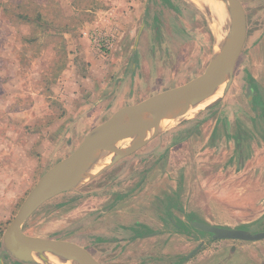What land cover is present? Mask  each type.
Instances as JSON below:
<instances>
[{
    "label": "rangeland",
    "instance_id": "obj_1",
    "mask_svg": "<svg viewBox=\"0 0 264 264\" xmlns=\"http://www.w3.org/2000/svg\"><path fill=\"white\" fill-rule=\"evenodd\" d=\"M243 4L247 38L227 93L45 202L23 234L75 243L101 264H214L215 256L185 257L199 243L189 233L209 235L190 226L191 215L264 231V0ZM216 23L230 19L220 23L193 0H0V255L8 264L18 260L4 231L45 171L118 109L203 74L216 57ZM94 32L112 36L113 49H97ZM234 243L254 247L234 260L237 246L218 247L219 262L264 264V239Z\"/></svg>",
    "mask_w": 264,
    "mask_h": 264
},
{
    "label": "water",
    "instance_id": "obj_2",
    "mask_svg": "<svg viewBox=\"0 0 264 264\" xmlns=\"http://www.w3.org/2000/svg\"><path fill=\"white\" fill-rule=\"evenodd\" d=\"M193 1L222 24L226 18L230 19L229 34L222 48L223 57L216 61L214 55L203 74L179 87L159 92L136 104L118 109L88 134L72 153L50 167L29 191L4 231L3 244L16 259L37 262L47 257L64 255L72 256L78 264H101L89 250L75 243L34 239L23 234L21 228L41 205L72 188V178L85 175L94 177L162 133L168 125V118L187 108L198 93L206 90H212L213 95L219 96L227 93L246 38L243 9L238 0H221L224 2V13L218 16L204 0ZM210 106L207 104L204 107L207 109ZM135 126H141L143 130L132 143L124 149L116 147L115 145ZM105 157H110V161L105 164L104 169L91 170L85 166L86 160L90 158ZM190 223L193 227L210 233L214 239H264V231L253 232L245 228L215 225L199 220H191Z\"/></svg>",
    "mask_w": 264,
    "mask_h": 264
},
{
    "label": "bare ground",
    "instance_id": "obj_3",
    "mask_svg": "<svg viewBox=\"0 0 264 264\" xmlns=\"http://www.w3.org/2000/svg\"><path fill=\"white\" fill-rule=\"evenodd\" d=\"M204 1L206 2L207 5H209L210 9L213 12H215L218 16H221L224 13V2L223 1H221V0H204ZM220 25L218 23H216L215 27H214L215 28V32H217V30H218L224 36L223 42L221 41L220 49L217 50V53H216V57H215L216 61H219L223 57V49L222 48L224 46L225 41L227 40V37H228V34H229V28H230V25H227V24H224V25H221V26ZM218 97H219V95H216V94L213 95L212 94V90H206V91H202V92L198 93L187 108H185L182 112L177 113L176 115H173V116L168 118V124H170L171 122H175V120L177 119V115L187 116V110L188 109L193 110L192 113H194L201 106L202 107L206 106L208 103L213 102ZM142 130H143V128L141 126L133 127L127 133V135L122 140H120L115 146L120 148V146L124 145L121 148V149H124L125 147L129 146L132 143L134 138ZM104 164H105V162H104V159H102V158H90V159L86 160V162H85V166L88 169H91V170H98V169L102 168L104 166ZM84 179H85V177H81V176L74 177L71 180V185L73 187H75L76 185H78ZM47 258H50V257H47ZM61 262H63V263H71V264H78V263H76V261L74 260V258L72 256H64V255H61L52 264L61 263Z\"/></svg>",
    "mask_w": 264,
    "mask_h": 264
},
{
    "label": "crops",
    "instance_id": "obj_4",
    "mask_svg": "<svg viewBox=\"0 0 264 264\" xmlns=\"http://www.w3.org/2000/svg\"><path fill=\"white\" fill-rule=\"evenodd\" d=\"M238 1L241 4V7H242L243 12H244V16H245V21H246L245 7H244L243 2L244 1H246V2H249V1L254 2V0H238ZM246 25H247V23H246ZM216 34H217V38H218L217 42H216V44H217L216 51H217V50L220 49L221 41L223 42L224 36L218 30H217ZM246 38H247V26H246ZM246 38H245V41H246ZM9 184H10V182H8V185ZM188 214L191 215L193 213L190 212ZM207 223H210V222H207ZM210 224H212V223H210ZM215 225L224 226V224H221V223L220 224H215ZM197 230H199L200 233L204 234V232H202V230H200V229H197ZM185 235L188 237L187 234H185ZM189 235H190L189 236L190 239H195V241L199 242L198 246H197L198 249L195 248V249H197L195 252H194L195 249H193L192 247H190V249L187 251L188 253L185 255V257H187L189 259V261H190V259L192 260L196 255H197V257L199 256L200 258H203V259H200V260H204L205 258L206 259H210L211 257L215 256V257H217L218 260L214 264H223L222 262H219L220 259H221V258H219L220 257L219 256V254H220L219 249L221 250V248L223 249L224 247L237 246L236 249H234L235 251H233V256H232L233 259L231 258L232 260H234V258L236 257L235 253H237V252H247L248 248L254 247L253 245H249V244L240 245L238 243H234V241H241V240L214 239L212 237V235H210V234L209 235H198L197 236L196 234L191 232V233H189ZM245 242H248V241H245ZM191 243H192V240H191ZM218 247H220V248L218 249ZM232 250L233 249L230 248L229 251H232ZM1 254L2 255H0V264H8L7 261L9 260V257H7V252L3 251ZM16 260H18V259H16ZM17 262H19V263H17ZM25 263H27V262L20 261V260L15 261V264H25Z\"/></svg>",
    "mask_w": 264,
    "mask_h": 264
},
{
    "label": "built area",
    "instance_id": "obj_5",
    "mask_svg": "<svg viewBox=\"0 0 264 264\" xmlns=\"http://www.w3.org/2000/svg\"><path fill=\"white\" fill-rule=\"evenodd\" d=\"M91 42L100 51H110L114 47L113 37L101 32H94L90 36Z\"/></svg>",
    "mask_w": 264,
    "mask_h": 264
},
{
    "label": "trees",
    "instance_id": "obj_6",
    "mask_svg": "<svg viewBox=\"0 0 264 264\" xmlns=\"http://www.w3.org/2000/svg\"><path fill=\"white\" fill-rule=\"evenodd\" d=\"M189 220H196V218H194V216H190L189 217ZM192 228H195V227H193L192 225H190ZM240 228H244V227H240ZM245 229H247V228H245ZM202 232H204V231H202ZM210 234V233H209ZM211 235V234H210Z\"/></svg>",
    "mask_w": 264,
    "mask_h": 264
}]
</instances>
